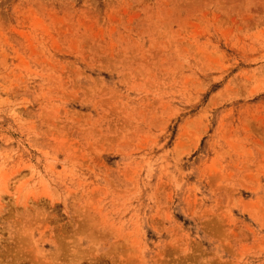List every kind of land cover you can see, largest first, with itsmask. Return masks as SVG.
<instances>
[{
  "label": "rangeland",
  "instance_id": "1",
  "mask_svg": "<svg viewBox=\"0 0 264 264\" xmlns=\"http://www.w3.org/2000/svg\"><path fill=\"white\" fill-rule=\"evenodd\" d=\"M0 264H264V0H0Z\"/></svg>",
  "mask_w": 264,
  "mask_h": 264
}]
</instances>
